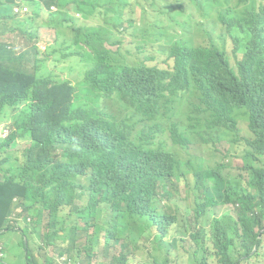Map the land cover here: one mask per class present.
<instances>
[{
	"label": "trees",
	"instance_id": "1",
	"mask_svg": "<svg viewBox=\"0 0 264 264\" xmlns=\"http://www.w3.org/2000/svg\"><path fill=\"white\" fill-rule=\"evenodd\" d=\"M19 1L27 12L0 0L11 6H0V123L13 128L0 143L5 245L15 250L8 234L22 233L29 264H57L52 249L75 264H254L264 249V0H161L136 48L152 44L153 61L168 57L171 69L121 48L131 0ZM44 2L57 12L44 18ZM136 10L146 19L147 6ZM71 12L102 24L77 25ZM164 13L176 15L169 26ZM42 27L56 30L55 45L19 41ZM58 46L82 63L68 70L79 91L39 71V52L59 62ZM19 140L29 143L21 154ZM163 144L241 149L243 165L209 159L196 171Z\"/></svg>",
	"mask_w": 264,
	"mask_h": 264
},
{
	"label": "rangeland",
	"instance_id": "2",
	"mask_svg": "<svg viewBox=\"0 0 264 264\" xmlns=\"http://www.w3.org/2000/svg\"><path fill=\"white\" fill-rule=\"evenodd\" d=\"M132 4L130 7V15L129 20L132 23L125 24L124 28L121 29V32L119 36L123 40V44L121 45V48L126 53H129V56L132 58L140 59L141 61L147 62L150 66H158L163 69H171L173 68L174 62L170 60L168 57H161L160 59L153 61V54L154 51L152 49V44L148 45L145 49L139 51L136 48L137 43L140 41L141 38H143L144 35H148L153 31V24L155 22V17L158 13L164 12L165 3L161 0H131ZM138 4H142L148 7V13H146V19L142 18L140 11H137L136 8L138 7ZM47 4L44 2L43 6L45 7ZM0 6L7 7V10H11V6H8L5 2H0ZM76 21L78 23L81 22V18L76 16ZM163 21L165 25L170 24L169 16L164 13L163 15ZM88 24L96 25L98 24V21H89ZM206 27L208 28L209 25L206 24ZM12 35H9L11 37ZM56 35L54 30L45 29L42 32H40V35L37 39L31 40L29 38H25L23 40H19L24 47H29L34 44L42 45L48 49V47L53 46L55 44ZM161 45H163V42H159ZM85 44V43H84ZM111 48V47H110ZM113 50H117V47H113ZM68 51L65 48L57 47V53L60 54V61L54 62L53 59H47L46 58V52L40 53L39 52V59L43 61V64L39 66V71L41 74L46 76H57L65 80H69L73 83V85L76 87L77 91H79V84L76 80L72 79L68 75V70L75 65L76 63L81 64L78 59L74 57H68L66 59H63V56L66 55ZM227 54L228 56L233 55V45L231 43V40L227 41ZM56 57V56H55ZM31 69H33V66L31 65ZM88 102V98L85 95V92L82 91L78 103L79 104H86ZM5 122H10L9 120H6ZM26 142H21L19 144V151L24 150L27 147ZM182 152L181 153V162L183 164H189L192 166V168L196 171H204L206 168V165L208 163V160L217 161L219 159L225 158L227 162H231L234 167H240L242 166V161L238 157L240 154L241 149H233L230 150L228 146L226 147H219L218 149H213L212 151L203 152L199 155L195 154V147L194 145L190 146H182L179 144H173V145H166L163 144L160 148V152L168 155L172 152ZM182 150V151H181ZM207 184H213L212 181L207 180ZM185 207H182V210H184ZM225 209H232L231 207H227ZM132 222H137V219H129ZM209 220H212V217L209 218ZM128 221V220H127ZM21 229L26 228V223L24 225H21ZM34 237V235H32ZM23 238L22 233L19 232H11L8 234V239H10V244L12 246H16L15 250L11 251L8 246L5 245V241L0 238V260L4 259L7 264H25V261L23 259H19V255L23 253V249L17 247L19 245L21 239ZM264 239V237H263ZM12 240V243H11ZM26 240L28 241V238L26 237ZM31 243L33 242V239L30 238ZM29 243V242H28ZM99 249L102 251L103 246L99 245ZM114 243H110L109 251L113 253L112 246ZM49 255L51 257L56 258V252L52 249L48 251ZM44 252H42V255ZM38 255V254H37ZM254 264H264V249L262 250V256L257 259L253 260ZM58 264H61L57 261ZM107 263L104 258H98L94 259L91 264H104Z\"/></svg>",
	"mask_w": 264,
	"mask_h": 264
},
{
	"label": "clouds",
	"instance_id": "3",
	"mask_svg": "<svg viewBox=\"0 0 264 264\" xmlns=\"http://www.w3.org/2000/svg\"><path fill=\"white\" fill-rule=\"evenodd\" d=\"M190 1V0H189ZM15 4H20V8L22 9V11H24V12H27L26 11V4H24L23 2H21V1H19V0H16V3ZM131 7V6H130ZM130 11L131 10H129V12H128V16H127V19H128V22L127 23H130L129 22V15H130ZM57 12V8L55 7V6H52L50 9H47V8H45V7H43V11H42V16L44 17V18H47L48 16H49V14L50 13H56ZM70 15H71V17H72V19H73V23H75V24H77V25H83V24H86V25H88V26H100L101 24H102V20L101 19H90V20H85L84 18H83V16H82V14L81 13H77V12H71L70 13ZM76 16L77 17H79V18H81V22L80 23H78L77 21H76ZM168 16H169V20H170V24L169 25H171L172 24V21H173V19L176 17V15L174 14V13H171V14H168ZM89 21H98V24H96V25H91V24H88V22ZM163 22V25L164 26H169V25H165L164 24V21H162ZM126 23V24H127ZM193 26L195 25V22H192L191 23ZM206 24H208L209 25V27L207 28L206 27ZM204 28L206 29V30H211V26H210V24L209 23H205L204 24ZM45 29H49V28H46V27H42L40 30H39V34H38V37H39V35H40V32H42L43 30H45ZM49 30H54L55 31V35H56V40H57V32H56V30L55 29H49ZM120 32H121V30L119 31V32H117L116 33V36L122 41V39H121V37L119 36V34H120ZM152 35V33H150V34H148V35H144V36H146V37H148V36H151ZM56 40H55V43H56ZM55 45V44H54ZM59 47V46H58ZM62 48H65V49H67V47H62ZM111 48H113V47H111ZM113 50V49H112ZM114 51H116V50H114ZM6 120H4V121H2L1 123H0V125H1V127H0V143H3V142H6V141H8L9 139H10V137H11V135H12V133H13V128L12 127H10L9 125H8V123L7 122H5ZM21 142H26L28 145H27V147L29 146V143L27 142V141H18L17 142V147H16V149H15V152H17L18 154H21V152L22 151H24V150H22V151H19L18 150V148H19V144L21 143ZM241 159V158H240ZM241 161H242V159H241ZM242 165H243V163H242ZM241 167V166H240ZM20 229V228H19ZM27 244V243H26ZM0 249H1V247H0ZM24 251H23V253L21 254V255H19V259H23L24 261H25V264H29L28 262H27V255H28V250L26 249V248H22ZM38 254V253H37ZM35 254L36 255V257H37V259L39 260V261H41V255L40 254ZM57 256H56V258L55 257H51V256H49V257H51V258H53L54 260H55V262L57 263V261L59 262V263H61V264H75L72 260H70V259H68L66 256H59L58 254H56ZM107 262V261H106ZM58 264V263H57ZM104 264H107V263H104ZM108 264H109V262H108Z\"/></svg>",
	"mask_w": 264,
	"mask_h": 264
},
{
	"label": "flooded vegetation",
	"instance_id": "4",
	"mask_svg": "<svg viewBox=\"0 0 264 264\" xmlns=\"http://www.w3.org/2000/svg\"><path fill=\"white\" fill-rule=\"evenodd\" d=\"M21 229V228H20ZM21 232H22V229H21Z\"/></svg>",
	"mask_w": 264,
	"mask_h": 264
}]
</instances>
